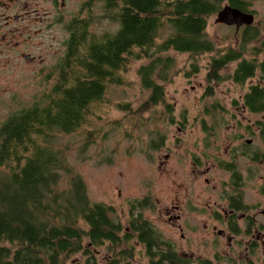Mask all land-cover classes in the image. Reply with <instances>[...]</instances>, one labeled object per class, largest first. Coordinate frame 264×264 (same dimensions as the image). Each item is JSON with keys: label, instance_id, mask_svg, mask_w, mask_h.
Instances as JSON below:
<instances>
[{"label": "rangeland", "instance_id": "374dc122", "mask_svg": "<svg viewBox=\"0 0 264 264\" xmlns=\"http://www.w3.org/2000/svg\"><path fill=\"white\" fill-rule=\"evenodd\" d=\"M248 9L258 36L245 46L244 57L260 64L264 62V0L248 1ZM86 18L92 22L90 34H111L117 27L105 17L102 2L0 0V122L17 110L45 102L44 96L59 77L56 67L66 52V27L73 19ZM215 20L216 14L209 18L205 31L215 50L237 48L242 28L235 31ZM163 32V37L169 33L167 29ZM23 54L34 62L28 63ZM213 55L165 53L173 60L164 83L165 102L148 109L144 105L149 91L140 87L137 70L149 60L135 61L119 73L121 85H107L83 127L54 140V148L65 154L68 167L84 181L90 201L113 208L122 233L130 222L129 203L148 198L150 207L142 209L143 218L190 264L205 259L215 264V254L231 246L237 252L236 246L247 240L246 235L239 236L237 245H229L218 235L219 231L227 233L222 218L229 212L231 189L229 173L219 169L214 158L229 160L227 154H240L247 140L251 151L264 150L256 126L264 124V113H249L241 103L250 85L264 83V73L257 70L243 86L234 84L226 78L235 62L220 73V82L208 83L206 66ZM193 66L198 73H191ZM209 86L212 94L206 92ZM213 104L220 108L213 110ZM236 165L244 184L243 201L254 207L249 214L264 232V216L260 215L264 197L259 193L264 166H253L240 156ZM252 170L256 177L247 180ZM131 245L132 263L146 264L143 247L135 241ZM107 246L93 250L97 264L106 263L112 254ZM259 256H264L262 251ZM74 262L84 264L85 256L76 255L69 261Z\"/></svg>", "mask_w": 264, "mask_h": 264}, {"label": "trees", "instance_id": "16d2710c", "mask_svg": "<svg viewBox=\"0 0 264 264\" xmlns=\"http://www.w3.org/2000/svg\"><path fill=\"white\" fill-rule=\"evenodd\" d=\"M248 1L89 0L103 3L105 17L117 25L115 31L90 34L89 18L71 20L66 52L56 67L59 77L45 102L17 110L0 122V264H70L78 254L85 256L84 264H97L93 250L105 243L112 254L104 264H133L131 241L143 247L146 264H190L143 218L142 209L150 207L148 198L129 203L130 222L122 233L113 208L90 201L84 181L68 167L65 154L54 148V140L83 127L107 85H121L119 73L135 61L149 60L137 70L140 87L149 91L144 109L165 102L164 83L173 60L163 55L169 51L191 57L214 53L206 66L208 83L220 82V73L235 62L226 78L234 84L243 86L257 70L264 73V62L244 57L245 46L258 36L253 26L242 28L237 48L225 50L216 51L205 33L209 18L223 3L252 13ZM166 29L169 33L163 37ZM198 72L193 66L191 73ZM206 92L213 93L211 86ZM241 103L249 113H264V83L250 85ZM219 108L212 105L213 110ZM256 125L264 145V124ZM250 147L245 142L239 153L264 162V150ZM227 169L237 188L238 169ZM259 191L264 195V187ZM230 199L231 206L239 205L236 195Z\"/></svg>", "mask_w": 264, "mask_h": 264}, {"label": "flooded vegetation", "instance_id": "af4514ba", "mask_svg": "<svg viewBox=\"0 0 264 264\" xmlns=\"http://www.w3.org/2000/svg\"><path fill=\"white\" fill-rule=\"evenodd\" d=\"M17 19H18L17 17L14 18V20ZM26 56L28 57L26 58ZM23 57L28 63L34 62V58H32L29 54H23ZM258 133H259V126H258ZM227 155L229 160H223L221 158L215 157L214 163L219 169L229 173L230 180L231 178L233 180L232 177L233 173L232 171L227 169V166H232L233 169L237 170L238 165H236V158L240 156L242 158L249 160L247 155L250 154H227ZM203 157L207 158V155L204 154ZM249 162L253 166H258L259 164L264 166V162L262 160L256 162L249 160ZM255 177H256V172L252 170V172L250 171V173H248L246 179L254 180ZM240 181H241L240 185L237 186V188L233 186V182L231 183V181L230 184L227 185L231 189V194H230L231 196L228 195L227 197L229 212L226 213L225 216L222 218V222L225 225L227 233L225 231L223 232L219 231L218 235L221 236V238L222 237L226 238L229 245H232L233 243L237 245L238 242L236 241V239L239 238V236L246 235L245 237L247 240L245 241V244H242L241 246H236V248L238 249L237 252L236 250L235 251L233 250L234 246H231V248H229L228 251L224 253H220V255L218 256H216L215 254L214 257L215 264H264V256L262 258L259 256L260 251H262V253L264 254V232H262L261 225L257 223L255 216L249 214V209L251 208L253 210L254 207L244 203L241 193L244 184L242 182L241 177H240ZM261 187H264V184L260 185L259 190H261ZM234 195L238 197L240 202L239 205H237L236 207H233L230 204L231 203L230 198H232ZM260 195L264 197V195H262L261 193ZM260 215L264 216L263 210L261 211ZM240 240L241 241L239 242L243 243V239L240 238ZM241 249H243L242 252H240ZM205 261L210 264H212L213 262L212 260L209 259H205ZM194 263L196 264V261Z\"/></svg>", "mask_w": 264, "mask_h": 264}, {"label": "water", "instance_id": "95a60500", "mask_svg": "<svg viewBox=\"0 0 264 264\" xmlns=\"http://www.w3.org/2000/svg\"><path fill=\"white\" fill-rule=\"evenodd\" d=\"M254 22V16L252 13H244L240 10L225 5L216 14V24L225 25L227 27H234L235 31H238L242 27L252 26ZM28 56H26L27 58ZM249 144L250 141H247Z\"/></svg>", "mask_w": 264, "mask_h": 264}]
</instances>
